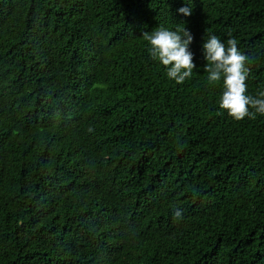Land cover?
Here are the masks:
<instances>
[{"label":"trees","instance_id":"16d2710c","mask_svg":"<svg viewBox=\"0 0 264 264\" xmlns=\"http://www.w3.org/2000/svg\"><path fill=\"white\" fill-rule=\"evenodd\" d=\"M160 25L194 36L183 84ZM213 34L264 91V0H0V264H264V116L219 107Z\"/></svg>","mask_w":264,"mask_h":264},{"label":"clouds","instance_id":"9594fccd","mask_svg":"<svg viewBox=\"0 0 264 264\" xmlns=\"http://www.w3.org/2000/svg\"><path fill=\"white\" fill-rule=\"evenodd\" d=\"M178 11L185 16L192 14L190 7H181ZM142 37L150 45L148 52L151 59L166 67L170 80L183 84L192 77L196 64L190 51L194 40L190 30L179 26L170 30L160 25L152 32H144ZM203 51L207 61L204 70L208 73V83L214 85L223 81L224 91L219 107L227 110L228 115L236 121L264 116V91L255 96L248 94L246 80L250 75L251 59L238 49V41L229 38L224 42L214 34L208 35ZM88 130L94 131L91 127ZM174 219H183L181 209H174Z\"/></svg>","mask_w":264,"mask_h":264}]
</instances>
